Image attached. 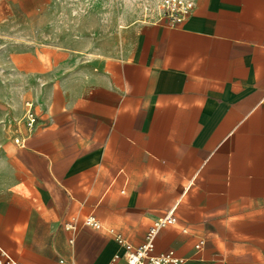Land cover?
Instances as JSON below:
<instances>
[{
	"label": "crops",
	"instance_id": "obj_1",
	"mask_svg": "<svg viewBox=\"0 0 264 264\" xmlns=\"http://www.w3.org/2000/svg\"><path fill=\"white\" fill-rule=\"evenodd\" d=\"M160 1L0 0L10 259L124 264L115 235L140 246L174 214L155 255L264 264V0H191L177 27ZM27 102L38 123L17 145Z\"/></svg>",
	"mask_w": 264,
	"mask_h": 264
},
{
	"label": "built area",
	"instance_id": "obj_2",
	"mask_svg": "<svg viewBox=\"0 0 264 264\" xmlns=\"http://www.w3.org/2000/svg\"><path fill=\"white\" fill-rule=\"evenodd\" d=\"M194 3L191 0H161L155 10L151 12L157 13L160 16V21L169 27H177L184 23L193 13ZM14 123L24 125L26 134L14 138L17 145H23L27 138H29L36 130L38 123V116L35 104L27 102L25 104V112L22 118L14 120ZM177 223V218L174 214L159 218L155 220L153 225L149 228L145 241L140 246H134L124 240L120 235H115L117 242L123 246L124 255L122 257L124 264H183L185 259L176 256L173 252L162 255H155V238L159 232L169 226ZM87 226L97 229L101 225L94 220L88 218L86 221ZM67 229H74V226L68 224ZM205 241L201 240L196 245V249L200 250L204 246ZM120 255H116L109 264H120ZM0 264H20V262L10 259L0 249Z\"/></svg>",
	"mask_w": 264,
	"mask_h": 264
}]
</instances>
